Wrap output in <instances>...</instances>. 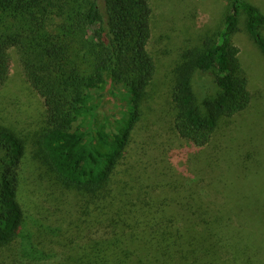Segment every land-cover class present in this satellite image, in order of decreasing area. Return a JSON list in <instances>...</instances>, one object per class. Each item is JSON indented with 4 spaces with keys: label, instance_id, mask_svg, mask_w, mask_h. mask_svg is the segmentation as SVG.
Wrapping results in <instances>:
<instances>
[{
    "label": "trees",
    "instance_id": "obj_1",
    "mask_svg": "<svg viewBox=\"0 0 264 264\" xmlns=\"http://www.w3.org/2000/svg\"><path fill=\"white\" fill-rule=\"evenodd\" d=\"M153 19L152 0H0V91L16 51L44 109L39 131L0 127V264H220L236 253L234 243L253 241L249 225L264 226L254 192L237 196L238 207L251 204L234 211L217 205L198 169L178 177L173 162L157 172L141 168L133 143L158 71ZM242 22L264 59V12L248 0H228L221 28L186 47L174 67L172 131L200 152L216 147L253 107L233 43ZM205 77L214 91L201 97L196 80ZM106 90L124 94L128 117L117 132L95 123L109 102ZM250 124L258 133L260 124ZM240 156L234 147L228 153ZM27 158L59 192L60 206L89 212L82 225L71 211L58 220L60 241L31 227L21 204ZM238 160L224 177L243 168L264 173V152L248 156L247 166ZM45 221L37 218L38 229Z\"/></svg>",
    "mask_w": 264,
    "mask_h": 264
},
{
    "label": "rangeland",
    "instance_id": "obj_2",
    "mask_svg": "<svg viewBox=\"0 0 264 264\" xmlns=\"http://www.w3.org/2000/svg\"><path fill=\"white\" fill-rule=\"evenodd\" d=\"M227 1L152 0L154 9L153 40L157 42L152 52L158 71L148 92L147 99L150 104L145 110V120L141 124L138 134H135L133 148L143 156L141 160L144 164L141 165V168L147 172H157L165 162H173L178 177H181L180 174L184 176L189 173L193 174L198 169L206 180L207 187L216 192L214 199L217 205L240 211L251 204V200L245 201L238 207L237 196L252 192L258 195L259 206L264 207V173L248 171L243 168V170L239 169L238 173L231 175L229 179L222 174L232 161L239 159L238 162L247 166L248 156L249 158L251 156L259 157L264 152V59L245 32L243 22L241 23V32L234 37L233 43L240 50V60L249 74L250 88L254 95L253 107L245 120L240 118L232 125V129L229 128L222 132L219 135L221 142L215 143L216 147L200 152L201 150H195L178 139L172 131V111L169 109L168 97L174 80V67L180 54L186 47L195 45L200 37L208 33H216L218 28H221ZM248 1L257 5L264 12V0ZM11 57L12 70L9 82L0 91V127L7 126L15 133L30 134L40 130V120L44 111L43 101L25 78L17 52L12 51ZM196 91L201 97L210 95L214 91L212 80L206 77L197 78ZM110 92L112 94L109 93V90L104 93L109 102L102 106L95 123L99 126L108 124L109 131L117 132L128 117L123 108L126 102L122 91L116 95H113L112 91ZM250 121L260 124L258 133ZM233 147L243 151L245 157L229 159L228 153L231 154ZM27 157H32L29 152ZM214 161L217 163L215 164ZM31 165L27 158L24 163L21 204L29 216L31 227L42 235L46 231L48 242L60 241L59 221H63L64 216L69 219L71 211L73 219L79 217L80 219L76 222L82 225L89 212L85 207L81 210L82 207L70 209L64 205L60 206V203L56 201L59 192L54 191L52 184L44 178L46 177L44 172L40 171L39 173L35 166L34 171H31ZM54 193L55 195H53ZM229 195L232 201L229 200ZM71 204L76 205V201ZM62 206L65 207L64 210L61 208ZM37 218L49 221L41 222L38 229ZM42 225L44 228L40 229ZM259 228L249 225L247 232L254 230L253 241H249V246L240 242L234 243L236 253H232L234 255L227 258V262L220 264H264V226ZM63 233L65 234L64 231Z\"/></svg>",
    "mask_w": 264,
    "mask_h": 264
}]
</instances>
